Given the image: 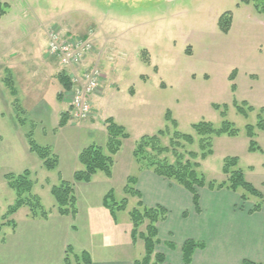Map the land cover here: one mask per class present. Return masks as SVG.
I'll return each instance as SVG.
<instances>
[{
	"label": "rangeland",
	"instance_id": "1",
	"mask_svg": "<svg viewBox=\"0 0 264 264\" xmlns=\"http://www.w3.org/2000/svg\"><path fill=\"white\" fill-rule=\"evenodd\" d=\"M0 1L9 4L7 14L0 17V63L4 64L14 54L19 51L22 54L24 49H29L33 58H36L31 66L36 63L39 65V58L47 52L48 33L55 27L65 38L85 33L87 36L91 31L92 39H95L97 31L102 52L98 67L101 75H106L102 80V90L94 97L101 92L102 95L94 102L92 97L90 102L93 116L84 121H76L72 118L65 96L62 98L64 102L58 98L60 86L58 88L57 84L55 88L53 79L52 83L45 84L47 91L41 95L50 109L42 111L38 116L35 100L39 95L32 91L24 92L27 86L32 89L33 84L22 79V74L19 75L15 67L14 70L10 67L5 74L1 70L0 76L8 81L13 80L14 94L11 89L7 92L5 88L1 95L2 105L0 102V112L5 114L4 120L0 118V217L16 201L15 192L7 186L4 178L7 173L21 174L29 170L36 183L35 193L42 198L43 206L47 210L53 208L55 200L50 188L59 184L60 174L67 176L75 166L81 169L77 156L85 147L102 144L101 131L104 130V120L108 118L122 124L130 137L124 141L117 163L113 166V184L109 185L99 179L92 183L95 184L92 188L85 186L76 189L82 213H85V220L83 214L80 222L82 231L79 234H67L63 229L57 241L59 244L68 242L74 253L84 246L97 259L104 251L115 246V235L122 231L124 233L128 225L132 227L130 213L137 208L139 199L125 193L126 173L130 171V176L136 177L139 170L133 155L136 142L144 136L157 135L160 131L166 132L165 137L160 139L162 146L171 150L169 154L162 155L161 159L166 157L175 163L180 157L185 160L189 159L190 153H196V162L200 164V172L206 180L221 183L226 179L222 171L224 160L238 158L245 179L264 194V132H256L255 141L262 152L255 153L249 152L250 140L246 132L248 125L255 126L258 123V115L264 109V14L256 11L254 0L250 5L243 4L242 0ZM225 13H231L233 19L227 34L221 31L218 24ZM46 57L60 71L64 70L55 59L48 55ZM14 71L17 78H20L19 83ZM233 72L234 81H231L229 78ZM36 75L34 80L38 81L41 75L39 72ZM43 75L47 76L45 70ZM233 85H236L235 90ZM236 103L247 105L246 115L239 113ZM215 105L221 109H215ZM249 107L254 110L250 111ZM66 111L70 113L71 119L65 128H59L61 115ZM168 111L177 122V129L166 121ZM225 120L239 130L238 136L213 138V154L203 159L204 152L199 147L200 138L192 126L210 122L219 127ZM89 128L96 131L93 137L89 135ZM176 131L192 135L194 143L190 145L181 140L180 147L172 148L171 139ZM30 133L37 145L49 147L57 156L56 170L45 169L38 155L30 152L27 139ZM153 153L148 151L147 154L153 156ZM201 189L209 191L211 200L216 199L218 202L216 209L219 213L216 218L222 224L217 229L218 235L214 234L216 232L213 229L208 233L214 240L206 243L207 255L222 258L225 264H242L248 256L238 251L248 252V243L235 240L234 232L241 234L243 231L245 239L246 228L249 234L259 232V225L252 224L259 220L262 221L260 226L264 224V216H257L264 213V206L260 213L249 215L248 211L258 202L256 199L251 198L244 204L240 200V193L223 189L221 191L229 194L222 195L216 193L221 191H211L207 187L198 189V192ZM109 190L114 195V203H121L124 199L128 201L126 210H116L115 216L107 208L103 210L104 215L94 210V203L97 205L101 200L100 194L108 193ZM205 195L202 193V200ZM89 199L93 200L92 203ZM206 206L209 205L204 204L206 209L202 206L201 213L204 212L206 217L209 213L208 216H213L216 212ZM91 208L92 211L89 210ZM25 213L20 211L12 217L20 229L12 238L9 237L12 229L5 228L4 240L0 243L8 241L5 249L10 245V248L15 247L11 251L16 252H20L19 249L24 246L28 247L26 251L32 255L46 248L35 241L43 239L45 245L52 244L46 235L54 228L45 226L42 230L37 226H29ZM188 216V211L184 212L183 217ZM88 218H91L89 223ZM225 219L230 223L228 232L224 231ZM145 227L143 225L140 232H144ZM221 233L222 238L219 237ZM172 237L167 238L166 233L161 241L168 239L174 243L175 248L168 247L167 241V245H160V252L177 248L181 250L182 238L179 236L180 242H177ZM137 241L132 254L141 260L144 242L141 239ZM19 242L29 245L19 246ZM8 251L0 249V264H9L10 259L6 261L10 255V252L6 253ZM201 255L200 261L207 259V255ZM253 262L264 264L258 260Z\"/></svg>",
	"mask_w": 264,
	"mask_h": 264
},
{
	"label": "trees",
	"instance_id": "2",
	"mask_svg": "<svg viewBox=\"0 0 264 264\" xmlns=\"http://www.w3.org/2000/svg\"><path fill=\"white\" fill-rule=\"evenodd\" d=\"M243 4L250 5L252 0H242ZM254 7L260 14H264V0H254ZM9 9L8 3H2L0 1V17L7 14ZM231 13L223 14L219 19V27L223 33H229L232 26ZM234 72L230 76V80L234 81ZM58 82L63 88V91H71L73 88L70 78L66 71H60L57 75ZM9 87L11 92L13 84L9 81ZM236 85H233L235 90ZM62 92L59 97L63 96ZM16 105V104H14ZM17 106V105H16ZM239 113L246 115L247 105H238L236 103ZM215 109L220 110L221 107L215 105ZM15 109V108H14ZM250 111L254 108L249 107ZM18 111V109H16ZM24 112V111H23ZM17 113V112H16ZM263 113V114H262ZM224 115V112H222ZM264 109H261L258 115V123L254 125H248L246 127L247 136L250 140L249 152L255 153L257 151L262 152L255 141L257 130L264 132ZM18 119V115H16ZM70 115L65 112L61 115L59 127H65L69 120ZM166 121L177 129V122L173 119L170 111L166 113ZM107 132V143L105 147L91 145L84 148L78 155V161L81 169L77 170L73 175V182L60 181L58 185L51 188V194L55 200V207L59 215L71 216L75 218L78 214L77 197L75 194L74 185L78 183H91L93 177L99 173H104L108 178L112 177L113 166L115 164V156L120 152L124 141L129 139L130 134L125 127L119 125L113 118H108L104 122ZM193 130L200 138L199 147L203 150L202 158L213 154L212 141L215 137L229 136L236 137L239 134V130L229 121L225 120L219 127L214 126L210 122H200L194 124ZM166 135L165 131H160L157 135L144 136L140 138L135 145L133 155L136 162L139 165V170H150L155 175L165 180H168L183 189H185L191 196L193 206L196 213H201L200 206V194L198 189L208 188L211 191L214 190H227L233 193H240V200L242 203H248L251 198L256 199L253 207L248 211L249 215L260 213L264 206V194L251 183L245 179L243 170L239 167L238 158H226L223 165V174L226 176L225 181L217 183L216 181L208 182L205 176L200 172V164L196 162L198 156L196 153H190L189 159L180 157L175 163H171L165 157L161 159L162 155L169 154L171 152L169 147H163L160 139ZM29 141L30 152L35 153L43 161V166L48 171H54L58 167V158L52 152L49 147H42L35 143L32 134L27 135ZM181 140L192 145L194 143V137L188 134H181L178 131L174 133V137L171 139L172 148L176 149L180 147ZM148 151L154 152L153 156L148 155ZM179 157V156H178ZM7 186L13 190L16 194L15 203L10 206L6 214L0 217V241L2 242L5 228H11L13 231L17 228L16 221L12 218L21 209H27L29 216L32 219H44L49 217L51 211L47 210L42 203L40 196L34 193L36 186L33 180L32 173L29 170H25L21 174L7 173L4 176ZM138 179L135 176H130L127 179V185L125 186V193L137 197L139 199L138 206L131 213V222L133 225L132 238L134 241L141 239L145 245V255L141 260H136L134 264H164L165 255L157 252V247L161 245L159 239L158 225L161 222L166 221L169 211L163 206L147 207L143 200L139 190L136 189ZM113 193L110 191L104 200V206L115 216L116 210H126L128 206L127 199L122 200L121 203L113 202ZM146 225L145 231L140 232V228ZM168 247L175 248V245L171 242ZM206 248V244L203 241H196L194 239L187 240L182 245L183 262L185 264H191L193 256L196 251H201ZM63 264H92V260L88 252H82L76 254L71 246H68L65 252V259ZM242 264H262L256 263L250 260H244Z\"/></svg>",
	"mask_w": 264,
	"mask_h": 264
},
{
	"label": "crops",
	"instance_id": "3",
	"mask_svg": "<svg viewBox=\"0 0 264 264\" xmlns=\"http://www.w3.org/2000/svg\"><path fill=\"white\" fill-rule=\"evenodd\" d=\"M86 16L89 17L90 15L86 14ZM99 29H100V27H99ZM99 29H98V31H99ZM86 34L87 33H85L83 35H78L77 37H86ZM93 41L95 43L96 49H95L94 54L89 56L88 60L83 65L82 69H84V70L91 67L92 64H94V63H97V64L100 63L102 52H101V47L99 46L100 40L98 38L97 31L95 34V39H93ZM47 47H48V41H47V45H46V50H47ZM19 52L14 54L12 59L8 58V59H10L8 62H5L4 64L0 63V72H1V70H3L2 74L3 73L5 74L7 71H9L10 67L12 69H13V67H15V70L19 72V75L22 74V77H21L22 79H24L27 82H31L30 84H33L32 89L29 88V86H27L26 88H24V92L32 91V92L37 93L39 95L35 100V103L37 104L35 106V112L38 115V114H41L42 111H48L50 109V106L43 99H41V97H42L41 95H42V93H45L47 91L45 84L48 85V83H52V81H51L52 79L54 80L53 85H55V88H56L57 84H59L57 75L60 72V69H58L53 64V62L47 60V57H46L47 52L46 51L44 54H42V57L39 58V62H38L39 65H36L37 64L36 63L35 65H32V66H31V63L36 58L35 57L33 58V56H32L33 54L31 53V50L24 49L22 54H19ZM5 66H7V67L5 68ZM37 69L41 75V77L38 78L39 79L38 81L34 80V79H36V76H37L36 74L38 73ZM44 70H45L47 76L43 75ZM14 76H16V81L19 83L20 78L19 79L17 78L15 71H14ZM103 77L105 79L106 75L104 74ZM47 78H49L50 80H48ZM10 81L12 82V84L14 83L13 80H10ZM9 84L10 83L7 79L3 78V76H0V102H1V105H2L1 95L4 93L5 88L7 89V92L10 91L9 90L10 89ZM59 86H60V88H59ZM58 88L60 90V92L58 94V98L62 102H64L62 99L63 96L59 97V95L63 92L60 84L58 85ZM100 94L98 96L94 97L93 102L95 101V99L99 98ZM0 111H2V108H0ZM0 118L2 120H4L5 114L3 112H0ZM91 119H93V117ZM119 125L123 126L122 124H119ZM65 127H63V128H65ZM103 128H104V130L102 129V131H101L102 132V135H101L102 136V142H101L102 144L97 145V146H101V147H105V144H106L107 139H108L107 138V132L105 129V125H103ZM89 132H90L89 133L90 137H93L94 136L93 134L96 131H94L92 128H89ZM85 148H87V147H85ZM119 155H120V152L115 157V164L117 163L116 161H117ZM77 158H78V156H77ZM77 170H79V169H78V167L75 166L74 168H72L71 172L67 176H63L62 174H60V176H61L60 181L73 182V175ZM130 175H131V172L128 171L126 173V180L128 179V177ZM136 177L138 179L136 189L139 190V192L141 193L142 200H143L144 204L147 207H156V206L160 205V206L165 207L169 211V214H168L166 221L161 222L158 225L160 241L162 239V236L167 233V238H169L172 235L173 236L172 238H174L175 240L177 239V242L178 241L180 242V240H182L183 244L189 239H194L196 241H203L205 244L208 242L209 243L211 242V239H213V238L210 236V234H208V233H210L209 231L213 229L216 232L214 234H217V229L220 228L222 226V224H221V222L218 223L217 218H216V215L219 213V211L216 209L218 202L216 201V199L211 200V196L208 194V193H210L209 191H204L205 189H201L199 191L200 198H201L200 199L201 208L203 206V209H204L205 208L204 204H208L209 206H206V207L212 209V212H213V210H214V212H216L213 216L212 215L208 216L210 213L208 215L206 214L207 215V217H206L204 212H202L200 214L196 213L194 206H193L192 196L182 187H180V186H178V185H176V184H174L168 180H165L163 178L158 177L157 175H155L150 170H143V171L138 170L136 173ZM99 179H101V180L105 181L107 184L111 185V184H113L114 179H115V172L113 171L111 178L106 177V175L104 173H103V175H102V173H98L96 176H94V179H93L94 181H92L91 183L75 184L74 185L75 194H76V189L79 190L80 188H84L85 186H89V188H92L95 185L92 183L95 182L96 180H99ZM125 186L126 185H124V188H125ZM51 188H50V190H51ZM111 190H113V187L111 188ZM109 192H110V190L108 191V193ZM34 193H35V188H34ZM108 193H104V194L101 193L100 194L101 200L98 201L97 205H96V203H94L95 204L94 210L96 212L101 211L102 215H104V211L106 210V207L104 206V200H105V197L107 196ZM202 193L204 195L207 194V195H205L206 197L204 200H202ZM216 193L222 194V195H224V193L229 194L227 191H221V192H216ZM212 194H215V193L213 192ZM36 195H38V194H36ZM76 197H77L78 214L75 218H72L71 216L59 215L57 210H56L55 205L53 206V208H51L49 210L51 212L49 214V217L46 220L38 219V218L32 219L29 216L28 210L24 211L25 209H21L20 211L26 212L25 218L29 222V226H37L38 228H40L42 230H43V227H45V226H49L51 228H54L50 233H48L46 235L47 238H49L52 241V244H49V246L45 245L43 242V239L39 240V241H35V243H42L43 246H45L46 248L43 250L35 251L34 254L31 255V253L29 251H26V250H28V247L24 246L25 248L23 247V248L19 249L20 252H16V251H11V249H13L15 247L10 248V245L7 249H5V246H7L8 241L4 244L0 243V249L1 250H8L9 249V251L6 253L8 254L10 252V255L8 257H6V261L8 262V259H10L8 262L9 264H63L64 259H65L66 249L70 245L68 244V242L67 243L63 242L62 244L57 243L58 239L61 237L59 232H62V230L65 229L67 231V234H79L82 231V227L80 226V222L83 220V217H82L83 214H84V220H85V213H82V207H81L79 196L77 195ZM89 201L92 203L93 200L89 199ZM89 210L92 211V208ZM186 211H188V215H189L188 218L183 217V214ZM263 212H264V210H263ZM231 213H233V209H232ZM257 216L263 217L264 213L257 214ZM225 220L226 221L223 223L224 224L223 226L225 229L224 231L228 232V226L230 225V223L228 224V220L227 219H225ZM90 221H91V218H88V223ZM261 224H262V221L259 220L258 223L252 224V225H259L260 226ZM18 225L19 224L17 223V228L14 231L11 230V235H9V237L11 236L13 238V236H15L17 234V232L20 229V227H18ZM117 226H118V224L115 223V227H117ZM259 226H258V228H261V229L259 232L255 233V234H253L252 232H251V234H249V230L246 228V231H247L246 239L244 237L243 231L241 234L234 232L233 238H235V240L239 241L240 243L243 242L244 244H245V241H246V243H248V248H249V250H247L248 252L245 251V253H244L243 251L242 252L238 251L241 254H246V256H248L244 260H250V261H257L258 260V261L264 262V224L260 227ZM132 229H133V225L131 228L128 225L124 233L122 231V232H119L118 235H115V237H116V241L114 244L115 246H113L112 249H110V250L104 251L105 253H102V255L98 256L97 259H94L92 254L90 252H88V254L90 255V258L92 260V264H134V262L138 259L136 258V256H134L132 254V252H133L135 245L137 244L138 241L133 240ZM179 236L182 239L179 240ZM222 236L223 235L221 233L219 235V237L222 238ZM216 238H218V236ZM167 241H168V243H171L167 239L165 242L161 241V245L163 243L165 245H167ZM252 242L254 244L256 243L259 245L255 246ZM22 245H29V244H22V242H19V246H22ZM55 247H56V250H55L56 253L54 252ZM159 248H160V245L157 247V252L165 255L164 264H185L183 262L182 248H181V250H178V248L176 250L168 249V252L166 251L165 253H164V251L160 252ZM207 248H208V246H206V248L204 250H201L202 252H200V250L196 251L194 256H193V260H192L191 264H225V262L222 260V258L216 259V258H211L212 256L211 257L208 256L207 255V252H208ZM78 249H80V250L76 254H80L82 252H87L85 250L84 246H81ZM201 254H204L205 256L207 255L206 256L207 259L206 260L203 259L202 261H200V258L202 256ZM144 255H145V245H144ZM144 255H143V257H144Z\"/></svg>",
	"mask_w": 264,
	"mask_h": 264
},
{
	"label": "built area",
	"instance_id": "4",
	"mask_svg": "<svg viewBox=\"0 0 264 264\" xmlns=\"http://www.w3.org/2000/svg\"><path fill=\"white\" fill-rule=\"evenodd\" d=\"M93 34L90 31L86 37H63L58 28H53L48 33V56L58 61L59 65L67 72L73 88L64 94L76 121L88 119L93 109L91 99L100 90L103 76L98 65L82 69L89 55L94 52Z\"/></svg>",
	"mask_w": 264,
	"mask_h": 264
}]
</instances>
